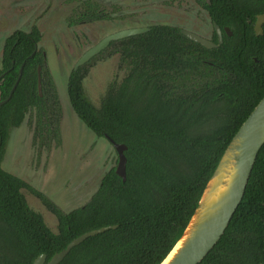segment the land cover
Masks as SVG:
<instances>
[{"label": "trees", "instance_id": "trees-1", "mask_svg": "<svg viewBox=\"0 0 264 264\" xmlns=\"http://www.w3.org/2000/svg\"><path fill=\"white\" fill-rule=\"evenodd\" d=\"M79 3L69 26L109 19L96 1ZM204 8L222 31L216 48L190 41L180 28L151 25L93 58L117 54L124 69L120 81L108 83L98 106L83 87L91 62L72 68L66 84L70 107L97 138L126 148L125 181L116 166L109 168L88 201L67 212L1 168L11 129L27 119L32 145L50 151L51 144H61L62 119L37 47L38 28L15 30L4 39L0 102L23 68L11 97L0 105V264H32L40 255L47 263L75 238L107 226L116 228L87 238L59 264H160L169 253L230 140L264 96V24L262 35L253 31L264 0H207ZM211 39L217 43L213 28ZM22 190L55 218V233L29 208ZM199 264H264V145L225 232Z\"/></svg>", "mask_w": 264, "mask_h": 264}, {"label": "rangeland", "instance_id": "rangeland-1", "mask_svg": "<svg viewBox=\"0 0 264 264\" xmlns=\"http://www.w3.org/2000/svg\"><path fill=\"white\" fill-rule=\"evenodd\" d=\"M80 1L0 0V59L3 42L8 35L15 30L28 31L36 26L41 35L37 47L44 54V68L53 79L62 109L60 146L51 144L50 151L34 147L32 129L26 119L19 128L10 130L1 168L43 192L64 212L87 202L102 175L117 164L113 147L104 138H97L90 132L72 111L66 85L70 71L81 55L105 36L148 27L154 21L165 22L167 14L172 13L175 17L176 13L175 9L165 11L161 4L154 5L157 8L148 6L147 2L154 0H92L104 8L109 19L69 26L68 20ZM185 17L188 15L180 12L178 18L168 24L188 26L184 24L187 21ZM191 18V22L198 26L189 28L208 39L211 26L205 16L197 10ZM90 62L92 65L83 87L88 100L98 106L108 83L120 81L124 69L119 67L117 54L95 61L90 59ZM21 192L29 208L40 214L45 225L55 233V218L29 192Z\"/></svg>", "mask_w": 264, "mask_h": 264}, {"label": "water", "instance_id": "water-1", "mask_svg": "<svg viewBox=\"0 0 264 264\" xmlns=\"http://www.w3.org/2000/svg\"><path fill=\"white\" fill-rule=\"evenodd\" d=\"M263 24L264 13L256 16L253 26L256 36L262 35ZM212 27L217 37L216 44L188 31H181V34L206 49H212L218 47L222 42L220 28L215 23ZM148 30L145 27L134 28L105 36L81 55L74 64L73 70L76 71L90 59L97 56L111 42L140 35L146 33ZM224 32L228 36L231 35L227 28H224ZM22 68L21 66L19 69L17 82L12 87L9 97L5 101L0 102V105L11 97L21 77ZM40 85V67H38L37 90L39 95H41ZM107 140L117 155L115 174L124 182L125 157L123 152L126 148L123 145L114 143L110 139ZM263 145L264 96L230 140L211 177L207 181L197 206L180 238L160 264H199L216 245L243 198L257 154ZM115 228V226H107L86 232L72 240L65 249L54 254L47 263H45V255H40L32 264H59L72 248L78 246L87 238Z\"/></svg>", "mask_w": 264, "mask_h": 264}, {"label": "flooded vegetation", "instance_id": "flooded-vegetation-1", "mask_svg": "<svg viewBox=\"0 0 264 264\" xmlns=\"http://www.w3.org/2000/svg\"><path fill=\"white\" fill-rule=\"evenodd\" d=\"M205 2H207V0H154V1H152V2H147V4H148V6H150L151 5V7L152 6H154V5H157V4H161V5H163V9L165 10V11H170V10H174L175 9V11H176V13L174 14L175 15V17H173V14L172 13H170L171 15H169V14H167L166 15V17H167V19L165 20L164 18V20H165V22H167V23H165V22H156V21H154L153 23L154 24H152V25H167V26H171V27H176V28H180L179 26H177V25H174V24H168V23H170V22H172V21H174V20H176V18H178V14L181 12V14L182 15H188V17H185V20H187V21H185V25H188V26H185V27H181L180 28V32L181 31H188V32H191V33H193V34H195V35H198V33L199 32H197V31H194V30H192V29H190L189 28V26H194V27H197L198 25H197V23H192L191 22V20H193L192 18H191V14H193V13H195L197 10L200 12V14H201V16H202V14L205 16V20H206V22H208L209 24H210V26H211V35L209 36V38L207 39V40H210V41H212V26H213V24L214 23H211L210 22V18H209V16H208V14H207V12H206V10H205V8H204V4H205ZM155 8H157L156 6H154ZM151 10H153V11H155V12H158V11H156V10H154V9H152V8H150ZM189 13H191V14H189ZM257 15H255V17H256ZM195 18V17H194ZM256 19V18H255ZM255 22V21H254ZM157 23H162V24H157ZM80 24H82V23H80ZM253 26H254V24H253ZM263 26V25H262ZM149 27V26H148ZM148 27H145V28H148ZM183 28V29H182ZM228 29V28H227ZM221 30V29H220ZM224 30V29H223ZM229 30V29H228ZM213 31H214V29H213ZM215 32V31H214ZM200 34V33H199ZM215 35H216V33H215ZM221 35H222V31H221ZM199 36V35H198ZM228 36V35H227ZM222 38V37H221ZM103 39V38H102ZM216 40H217V37H216ZM101 53V52H100ZM99 53V54H100ZM98 54V55H99ZM97 55V56H98ZM97 56H95V57H97ZM93 59V58H92ZM90 61V60H89ZM88 61V62H89ZM87 62V63H88ZM85 65V64H84ZM74 67V66H73ZM40 70H41V68H40Z\"/></svg>", "mask_w": 264, "mask_h": 264}]
</instances>
